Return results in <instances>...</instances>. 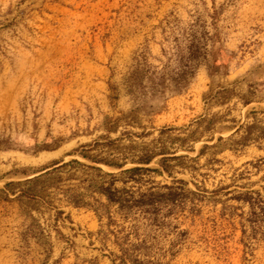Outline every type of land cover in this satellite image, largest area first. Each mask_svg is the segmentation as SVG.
<instances>
[{"label":"rangeland","instance_id":"rangeland-1","mask_svg":"<svg viewBox=\"0 0 264 264\" xmlns=\"http://www.w3.org/2000/svg\"><path fill=\"white\" fill-rule=\"evenodd\" d=\"M0 264H264V0H0Z\"/></svg>","mask_w":264,"mask_h":264},{"label":"trees","instance_id":"trees-1","mask_svg":"<svg viewBox=\"0 0 264 264\" xmlns=\"http://www.w3.org/2000/svg\"><path fill=\"white\" fill-rule=\"evenodd\" d=\"M145 160L147 162H149L150 158L149 159H145ZM139 170L140 169H131V170L125 171V173H134V172H137ZM167 188H169V187H167ZM169 189L171 190L172 188H169ZM101 190L106 195V197H107L108 201L110 202V204L116 203V204H119L120 207H122V208L124 207V204H123V203H125L124 199L122 197H117L118 191L112 192V188L111 187H108V188L102 187ZM154 196H155V193L144 194V195H142L140 202L143 203V204H145V203L153 204L154 200L152 199V197H154ZM173 196H174L173 193H169L167 196L164 195V197H173ZM146 199H147V201H146Z\"/></svg>","mask_w":264,"mask_h":264}]
</instances>
